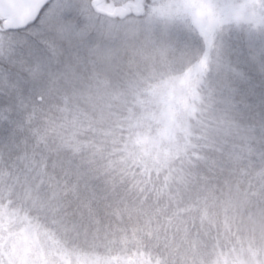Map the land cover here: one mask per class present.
<instances>
[{
	"label": "snow or ice",
	"instance_id": "6c2138e0",
	"mask_svg": "<svg viewBox=\"0 0 264 264\" xmlns=\"http://www.w3.org/2000/svg\"><path fill=\"white\" fill-rule=\"evenodd\" d=\"M0 264H264V0H0Z\"/></svg>",
	"mask_w": 264,
	"mask_h": 264
}]
</instances>
